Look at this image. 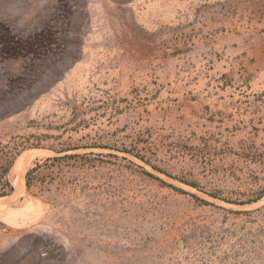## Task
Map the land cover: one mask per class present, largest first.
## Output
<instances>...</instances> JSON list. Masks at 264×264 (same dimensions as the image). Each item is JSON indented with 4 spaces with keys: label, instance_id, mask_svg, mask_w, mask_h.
Segmentation results:
<instances>
[{
    "label": "rangeland",
    "instance_id": "rangeland-1",
    "mask_svg": "<svg viewBox=\"0 0 264 264\" xmlns=\"http://www.w3.org/2000/svg\"><path fill=\"white\" fill-rule=\"evenodd\" d=\"M4 181L0 264H264V0H0Z\"/></svg>",
    "mask_w": 264,
    "mask_h": 264
},
{
    "label": "bare ground",
    "instance_id": "bare-ground-1",
    "mask_svg": "<svg viewBox=\"0 0 264 264\" xmlns=\"http://www.w3.org/2000/svg\"><path fill=\"white\" fill-rule=\"evenodd\" d=\"M31 160H32L31 158L22 159L20 161V163L16 167V172H15V174H16V182H17L19 188L14 190V195H19V194L22 193L21 188L24 185V173H25V170L27 169L26 168L27 165L30 163ZM12 213L13 212L8 210L7 208H5L3 206H0V216L1 217H6V216H9V215H12ZM12 217H10V218H12Z\"/></svg>",
    "mask_w": 264,
    "mask_h": 264
},
{
    "label": "trees",
    "instance_id": "trees-1",
    "mask_svg": "<svg viewBox=\"0 0 264 264\" xmlns=\"http://www.w3.org/2000/svg\"><path fill=\"white\" fill-rule=\"evenodd\" d=\"M16 165H17V163L12 167V174H13V171H14V168ZM12 185H13V183H12ZM26 186H28V182H26ZM11 191H12V187L9 184V182L4 181L3 186L0 189V196L8 195V194H10Z\"/></svg>",
    "mask_w": 264,
    "mask_h": 264
}]
</instances>
